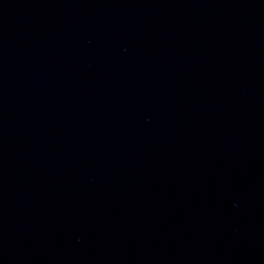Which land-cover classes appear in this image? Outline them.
<instances>
[{
    "label": "water",
    "instance_id": "95a60500",
    "mask_svg": "<svg viewBox=\"0 0 264 264\" xmlns=\"http://www.w3.org/2000/svg\"><path fill=\"white\" fill-rule=\"evenodd\" d=\"M0 264H264V0H0Z\"/></svg>",
    "mask_w": 264,
    "mask_h": 264
}]
</instances>
